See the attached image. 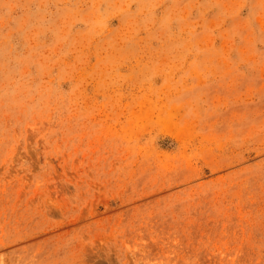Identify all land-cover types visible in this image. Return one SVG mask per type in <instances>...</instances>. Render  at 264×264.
I'll return each instance as SVG.
<instances>
[{"label": "rangeland", "instance_id": "rangeland-1", "mask_svg": "<svg viewBox=\"0 0 264 264\" xmlns=\"http://www.w3.org/2000/svg\"><path fill=\"white\" fill-rule=\"evenodd\" d=\"M0 264H264V0H0Z\"/></svg>", "mask_w": 264, "mask_h": 264}]
</instances>
